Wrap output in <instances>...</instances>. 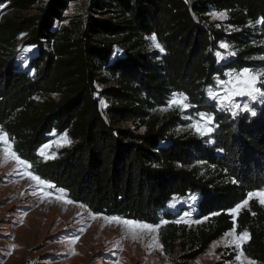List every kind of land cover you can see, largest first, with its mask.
Returning <instances> with one entry per match:
<instances>
[{"label": "trees", "instance_id": "1", "mask_svg": "<svg viewBox=\"0 0 264 264\" xmlns=\"http://www.w3.org/2000/svg\"><path fill=\"white\" fill-rule=\"evenodd\" d=\"M72 1L0 0L15 11L0 19V127L15 152L95 214L168 221L162 243L181 252L174 264L197 259L233 227L250 233L245 254L264 262V206L252 199L237 218L228 212L264 188V97L233 115L208 90L229 71L264 69V43L253 44L264 39V0H89L84 14L67 16ZM212 10L227 11L236 31L209 22ZM153 34L163 51L151 48ZM22 35L37 49L27 68L15 49ZM222 43L239 52L220 61ZM174 93L213 117L210 135L179 133L181 116L156 113ZM55 132L72 144L44 159ZM191 195L196 218L210 217L196 230L168 208Z\"/></svg>", "mask_w": 264, "mask_h": 264}, {"label": "rangeland", "instance_id": "2", "mask_svg": "<svg viewBox=\"0 0 264 264\" xmlns=\"http://www.w3.org/2000/svg\"><path fill=\"white\" fill-rule=\"evenodd\" d=\"M88 4L89 0H74L66 11V15L84 14ZM214 13H226V18L214 16ZM11 14H15V11L0 6V19ZM208 17L209 22L216 24L217 27H222L229 33L236 31L233 25L227 23L229 18L227 11L212 10L208 13ZM26 38V35H22L15 47L18 52L17 61L24 68L28 67V61L37 52L35 46L26 45ZM263 43L264 39L253 42L254 45ZM222 44L229 46L228 49L221 47L222 51L218 52L224 57L221 59L217 55L222 62L234 57L239 52V49L231 43ZM151 45L152 49L155 48L153 42ZM119 51L120 49L116 47V52ZM229 52H234L235 55H229ZM257 58L263 60L264 56ZM252 70L255 72L264 69ZM238 72L240 71H229L227 74ZM227 79L228 76L225 79L217 78L214 86L209 87V92H219L222 95L223 86L218 83V80ZM104 86L101 85L99 88ZM257 87H261V85L257 84ZM209 97L218 103L210 95ZM258 98L259 96L255 100L247 96L236 97L235 103L241 106L239 109L229 110L227 107L223 109L232 113L235 111L237 114L243 110L244 105L248 106L252 102H257ZM101 105L106 107L109 103L105 98H102ZM166 107L158 109L156 113L165 117L177 114L185 120V124L176 129L177 132H192L201 135L191 127L192 123L200 118L199 114L192 113L190 107L187 109L172 107L164 111L163 109ZM137 123L126 122L123 126L136 128ZM207 127L211 128L212 131L205 135H210L214 129L213 119ZM65 134L67 133H52L50 140L45 144L48 147L44 149V155H40L44 159H52L57 156L59 150L70 146L72 142L68 134L65 138ZM8 138L10 139L9 135ZM66 141H70V143ZM59 189L55 186L37 185L22 167L17 166L14 160H5L3 149L0 147V264H174L172 257L180 255L181 252L178 249L172 255L166 253L164 249L162 232L166 224H162L157 232H138L137 238L133 240L130 231L125 236L123 225L104 219V217L119 216L95 214L85 205L72 200L66 191V196L57 199ZM45 192L49 195L45 196ZM66 200H70L72 203H66ZM173 203L175 207L170 206ZM197 203L198 199L195 195L184 198L176 197L168 208L173 212H179V216L175 219V221L181 220L180 223H177L178 225L187 226L188 230H196L206 224L210 218H196ZM249 205L245 208H248ZM196 221L200 222L197 223ZM236 233L239 234L237 230ZM156 236H158L156 243L163 246L162 251L159 247L149 248ZM231 239V236L225 238L224 234L214 241L219 242L215 247H213V242L204 254L188 264H213L221 261H226L227 264H238L235 259L238 249L234 245L226 246V242ZM73 240L75 243L72 242ZM256 262L257 264H264V262Z\"/></svg>", "mask_w": 264, "mask_h": 264}, {"label": "snow or ice", "instance_id": "3", "mask_svg": "<svg viewBox=\"0 0 264 264\" xmlns=\"http://www.w3.org/2000/svg\"><path fill=\"white\" fill-rule=\"evenodd\" d=\"M214 16H219L220 18H226V13H214ZM257 23L264 24V17L260 18ZM150 39L153 42V46L156 48H159L161 51H163L162 46L157 42L155 34H153ZM222 48L228 49L229 46L227 44H222ZM229 55H235L234 52H229ZM217 55L223 59L224 57L217 53ZM228 76L227 80H218V83L223 86V94L221 95L219 92H213L210 91L209 95L218 101V106L221 108L227 107L229 110L232 109H239L241 106L239 104L235 103L236 97H243L247 96L251 99L255 100L257 97H264V91H261V88L264 87V70L260 71H253L249 68H244L238 73H229L226 74ZM257 84H260L261 87H257ZM188 97L184 95L183 93H174L172 98L169 100L168 105L164 111H167L169 108L177 107L180 109H187L191 107V105L187 102ZM243 110L245 111H251L247 105H244ZM235 111L233 112V115H235ZM255 115V113H252ZM199 119L195 120L191 127L194 128L197 132H199L201 135L208 134L212 131L211 128L207 127V125L212 121L213 117L206 113L199 114ZM65 134V138H66ZM67 143H70V141H66ZM0 147L3 149L4 158L5 160H14L17 164V166L22 167L25 170V173L36 182L37 185H44L47 187H54L47 181L42 180L39 176L34 175L31 171H28L31 169L32 165L26 161L20 158V156L13 150V144L8 138L7 132L3 130L2 127H0ZM48 145H45L44 148L41 149L40 154L44 155V149H46ZM47 158V157H46ZM235 182V181H233ZM45 196H48L49 193L45 192ZM66 192L63 189L58 190L57 199H62L64 196H66ZM255 198L262 206H264V188H261L257 191H252L247 193V198L243 199L240 203L236 204L235 207L228 209V212L230 215L235 218L238 213L247 207L249 205V201L251 199ZM193 199H195L193 197ZM66 203H72L70 200H66ZM171 207H175V204H171ZM218 213H213L212 215H217ZM187 215V214H185ZM255 215V213H253ZM105 220H109L111 222H115L118 225H123L125 228V236H127V233L130 231L133 240L137 238L138 232L148 231V232H157V230L161 227L162 224H167L168 221L162 220L160 224H148V223H142L139 221L134 220H128V219H122L120 217H104ZM183 219V218H181ZM204 219H207L205 217ZM181 220L175 221V223H180ZM199 223L200 221H196ZM231 236L232 239L230 241L226 242L227 245H234L236 249H238V253L235 257L238 264H257V262L251 258H249L243 251V244L246 243L250 239V233L247 230H244L243 232L237 234L236 228L233 227V229L230 232L225 233V238ZM158 240V236L153 238V244L149 245V248L153 247H159L162 251L163 246L158 245L156 241ZM75 243V240L72 241ZM219 242H214L213 247H215ZM15 247V245H13ZM75 254V253H74Z\"/></svg>", "mask_w": 264, "mask_h": 264}]
</instances>
